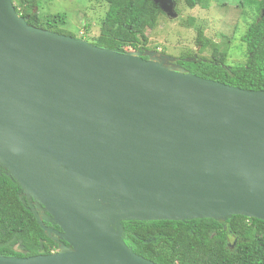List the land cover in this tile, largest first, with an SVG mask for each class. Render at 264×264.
<instances>
[{
	"label": "water",
	"instance_id": "95a60500",
	"mask_svg": "<svg viewBox=\"0 0 264 264\" xmlns=\"http://www.w3.org/2000/svg\"><path fill=\"white\" fill-rule=\"evenodd\" d=\"M146 54L31 26L0 0V166L60 242L0 264H156L124 222H264V91Z\"/></svg>",
	"mask_w": 264,
	"mask_h": 264
},
{
	"label": "trees",
	"instance_id": "16d2710c",
	"mask_svg": "<svg viewBox=\"0 0 264 264\" xmlns=\"http://www.w3.org/2000/svg\"><path fill=\"white\" fill-rule=\"evenodd\" d=\"M102 1L108 4V11L101 22L99 36L88 42L119 53L145 51L149 43L147 32L155 30L165 15L159 6L153 0ZM202 1L184 0L190 9ZM238 1L243 9L250 6L256 15L242 37L247 49L246 63L227 65L226 54L212 45L210 59L182 58L180 65L204 79L244 90L264 91V0ZM13 4L31 26L70 35L61 30L67 22L65 14L43 18L37 0H13ZM202 35L200 32L197 39L199 46L203 44ZM21 194L22 188L16 180L5 174L0 176V256L31 257L56 253L60 243L48 237L26 197ZM253 220L260 229L264 227L263 221ZM216 223L213 219L126 221L123 223L124 241L137 255L156 264H253L251 254L228 253L224 240L219 236L221 234L217 233ZM46 225L50 227V224ZM253 240L254 244L260 241ZM249 250L258 252L261 248L253 246Z\"/></svg>",
	"mask_w": 264,
	"mask_h": 264
},
{
	"label": "rangeland",
	"instance_id": "374dc122",
	"mask_svg": "<svg viewBox=\"0 0 264 264\" xmlns=\"http://www.w3.org/2000/svg\"><path fill=\"white\" fill-rule=\"evenodd\" d=\"M37 1L43 18L65 14L67 22L61 30L87 42L99 36L101 22L108 11V4L102 0ZM175 4L177 17L170 18L164 13L159 26L147 32L148 52L169 56L174 60H167L168 65L179 67L174 62L182 58L210 59L214 46L226 54L227 65L246 63L247 49L242 37L256 18L250 6L243 9L238 0H204L194 9L188 8L184 0H175ZM200 32L202 46L197 41Z\"/></svg>",
	"mask_w": 264,
	"mask_h": 264
},
{
	"label": "flooded vegetation",
	"instance_id": "af4514ba",
	"mask_svg": "<svg viewBox=\"0 0 264 264\" xmlns=\"http://www.w3.org/2000/svg\"><path fill=\"white\" fill-rule=\"evenodd\" d=\"M144 55L143 58L148 60L150 57L146 53H148V50L143 51ZM160 56L164 54H159ZM175 65H179V67H183L180 65V62L176 60L174 62ZM184 68V67H183ZM7 175V172L5 169L0 166V176ZM23 194H21L22 196ZM33 205H35V201H33ZM45 212L44 209H39V213L43 215ZM217 223L214 224L216 229L218 230L217 233L221 234L219 235L222 240H224L228 253L237 255L239 253L243 254H251V258H253V264L258 263L262 264L264 262V251L262 248L264 247V227L260 229L256 222L252 218H229L227 220H220L216 221ZM50 227L54 228L55 230L61 231V229L53 225L51 223ZM222 227V229H221ZM213 235H216L215 233ZM253 239H259V243L254 244ZM60 243V242H58ZM253 246H260V251H251L249 250V247ZM243 247V248H242ZM59 251V250H58ZM257 254V256H256Z\"/></svg>",
	"mask_w": 264,
	"mask_h": 264
}]
</instances>
